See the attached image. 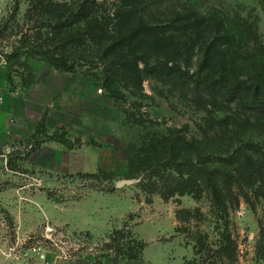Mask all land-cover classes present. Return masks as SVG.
Here are the masks:
<instances>
[{
  "label": "trees",
  "instance_id": "trees-1",
  "mask_svg": "<svg viewBox=\"0 0 264 264\" xmlns=\"http://www.w3.org/2000/svg\"><path fill=\"white\" fill-rule=\"evenodd\" d=\"M264 5V0H258ZM163 0H34L27 20L35 22L31 36L11 53L0 52L8 80L23 60L40 58L55 70L81 73L111 99L127 103V94L142 96L147 80L176 88L208 115L201 139L183 129L147 132L129 153L132 178L141 175L140 189L165 202L191 196L206 200L219 231L214 245L209 235L192 232L193 222H205L195 210L176 213L193 246L195 258L233 264L238 245L230 231L231 211L245 199L257 214L264 242V42L258 16L229 17L220 10L201 14L189 5L153 21L150 11ZM154 5V6H153ZM33 80V79H31ZM24 87L31 83L23 79ZM223 117H216L217 114ZM127 120L145 127L128 108ZM42 129L45 126L42 125ZM39 129L37 130V133ZM259 207L263 213L260 215ZM189 226V227H188ZM107 250L117 260H141L146 244L128 224L109 237Z\"/></svg>",
  "mask_w": 264,
  "mask_h": 264
},
{
  "label": "rangeland",
  "instance_id": "rangeland-1",
  "mask_svg": "<svg viewBox=\"0 0 264 264\" xmlns=\"http://www.w3.org/2000/svg\"><path fill=\"white\" fill-rule=\"evenodd\" d=\"M32 1L0 0V52L11 53L34 33L36 23L26 17ZM189 5L204 15L220 10L229 17L258 16L264 42V5L258 0H163L151 9L150 18L163 22L168 12ZM23 62L26 69H13L10 83L0 56V83L7 80L9 90L16 92L26 88L25 79L31 83L28 88L38 82L53 85L55 91L50 98L38 95L50 105L38 110L41 119L34 132L29 122H20L13 140L0 143V264H27L26 251L33 247L41 255L31 264H186L195 255L185 234L178 232L180 209L199 208L206 221L193 222L192 232L209 235L214 245L218 242L222 227L209 215L206 200L185 196L165 202L155 195L149 202L138 186L142 177L132 178L129 162L131 146L139 145L147 132L183 129L188 138L201 139V129L209 128L203 110L156 80L145 82L139 98L127 94L124 103L109 98L81 73L57 71L40 58ZM128 108L145 127L127 120ZM128 179L139 183L116 187ZM126 224L146 244L139 261L117 260L106 248L110 235ZM230 231L238 245L233 264H264L258 216L245 199L231 211Z\"/></svg>",
  "mask_w": 264,
  "mask_h": 264
},
{
  "label": "crops",
  "instance_id": "crops-1",
  "mask_svg": "<svg viewBox=\"0 0 264 264\" xmlns=\"http://www.w3.org/2000/svg\"><path fill=\"white\" fill-rule=\"evenodd\" d=\"M54 91L53 85L36 82L30 88H19L16 92H11L7 80L0 83V143L6 144L13 140L18 133L20 122H29L33 125L31 133L34 132L41 119L38 110L44 112L50 105V100L41 102L38 95L49 94L50 98ZM34 109L37 112H34Z\"/></svg>",
  "mask_w": 264,
  "mask_h": 264
},
{
  "label": "built area",
  "instance_id": "built-area-1",
  "mask_svg": "<svg viewBox=\"0 0 264 264\" xmlns=\"http://www.w3.org/2000/svg\"><path fill=\"white\" fill-rule=\"evenodd\" d=\"M41 255L40 249L37 247L30 248L26 251V256H28L29 262L27 264H31L33 261H37L39 256Z\"/></svg>",
  "mask_w": 264,
  "mask_h": 264
},
{
  "label": "water",
  "instance_id": "water-1",
  "mask_svg": "<svg viewBox=\"0 0 264 264\" xmlns=\"http://www.w3.org/2000/svg\"><path fill=\"white\" fill-rule=\"evenodd\" d=\"M139 181L138 180H132V179H128V180H122L116 183V187L117 188H123L126 186H134L136 184H138Z\"/></svg>",
  "mask_w": 264,
  "mask_h": 264
}]
</instances>
